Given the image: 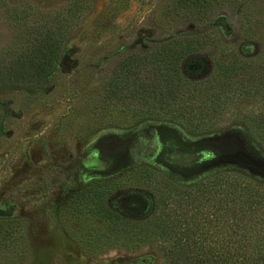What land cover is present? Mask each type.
Returning <instances> with one entry per match:
<instances>
[{"label":"rangeland","instance_id":"rangeland-1","mask_svg":"<svg viewBox=\"0 0 264 264\" xmlns=\"http://www.w3.org/2000/svg\"><path fill=\"white\" fill-rule=\"evenodd\" d=\"M177 1L0 0V66L7 64L1 74L9 76L0 80V221L11 222L0 264H159L153 241L98 244L93 237L107 230L95 202L107 203L121 217L144 219L155 208L160 178L189 187L226 170L251 175L247 166L226 160L237 147L242 163L250 158L264 164V141L251 136L242 116L224 112L214 126L193 133L179 120L139 118L134 101L108 93L118 59L148 49L153 37H215L200 57L205 80L219 47L243 58L261 53V42L245 37L242 25H264V0ZM32 25L58 32L65 25L64 36H57L63 56L47 81H15L16 73L31 72L15 69L12 60L27 57L19 50L31 43ZM235 107L261 111L264 102L250 97ZM163 129L201 147L204 158L197 167L168 162L161 150ZM217 144L227 145L224 156ZM95 153L108 161L99 174L82 166ZM139 167L153 171L151 182L129 179ZM92 190L106 193L91 197Z\"/></svg>","mask_w":264,"mask_h":264},{"label":"trees","instance_id":"trees-1","mask_svg":"<svg viewBox=\"0 0 264 264\" xmlns=\"http://www.w3.org/2000/svg\"><path fill=\"white\" fill-rule=\"evenodd\" d=\"M38 26H30L27 34L31 43L19 50V55L27 57L10 59L16 62L15 69L31 71L16 73L15 81H47L63 56L58 37L64 36L65 25H59V32L50 28L40 31ZM242 26L245 37L261 42V53L255 57L243 58L233 48L219 47L205 80L200 77V57L215 37L209 33L153 37L148 49L127 51L118 59L108 93L116 98L122 96L127 103L134 101L139 118L161 116L179 120L193 133L214 126L215 118L224 112L242 116L251 136L264 141V109L243 113L235 107L236 101L250 97H261L264 102V25ZM6 69L7 64L0 66V80L9 79L1 74ZM163 131L165 148L176 147L182 152L201 149L183 143L169 129ZM218 146L224 156L227 145ZM233 151L237 156L230 155L226 160L247 166L251 175L226 170L189 187L160 178L162 187L153 192L155 208L144 219L121 217L107 203L96 201L99 204L94 210L101 212L102 227L107 232L93 238L98 244L119 242L129 247L153 241L159 264H264V164L250 158L242 163L238 157L240 149ZM153 175L147 167L127 174L138 183L151 182ZM92 192L91 197L96 194ZM105 193L101 190L96 195ZM84 195L86 191L81 193ZM168 198L171 203H167ZM9 223L0 221V244L9 236Z\"/></svg>","mask_w":264,"mask_h":264},{"label":"flooded vegetation","instance_id":"flooded-vegetation-1","mask_svg":"<svg viewBox=\"0 0 264 264\" xmlns=\"http://www.w3.org/2000/svg\"><path fill=\"white\" fill-rule=\"evenodd\" d=\"M161 150L164 151V154H165V157L166 159H170V157H174L173 160L172 159V162L171 163H175L176 165H183V166H191L195 163H200L203 158H204V154L202 151H200V149H195V150H192V151H186V152H182L181 150H179L178 148L174 147V148H171V147H168V148H165L164 147V143H163V136H162V133H161ZM168 142V141H166ZM202 152V156L197 158L199 155V153ZM179 153H183V154H196V158H190L188 159V157H183L182 159L178 158L179 156ZM171 161V160H170ZM82 166L83 168H85L86 170H89V171H93L95 172L96 174H99L100 172H103L105 171V169L108 167V161L106 159H104L102 156L98 155L97 153L95 154H91L89 156H86L83 160H82Z\"/></svg>","mask_w":264,"mask_h":264},{"label":"water","instance_id":"water-1","mask_svg":"<svg viewBox=\"0 0 264 264\" xmlns=\"http://www.w3.org/2000/svg\"><path fill=\"white\" fill-rule=\"evenodd\" d=\"M179 156H182V157H186L187 155L186 154H183V153H179ZM188 156H191V158H196V154L194 155V154H188Z\"/></svg>","mask_w":264,"mask_h":264}]
</instances>
